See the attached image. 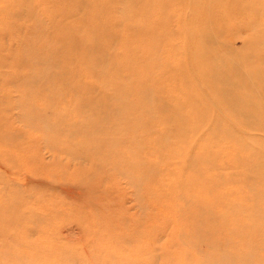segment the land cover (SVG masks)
Instances as JSON below:
<instances>
[{"label":"rangeland","instance_id":"rangeland-1","mask_svg":"<svg viewBox=\"0 0 264 264\" xmlns=\"http://www.w3.org/2000/svg\"><path fill=\"white\" fill-rule=\"evenodd\" d=\"M42 1L50 8L59 5L53 0ZM38 2L39 0L36 4ZM117 2L113 12L116 11L115 17L118 20H126L122 12H126L131 18L134 10L141 9L132 5L131 0ZM128 3L131 4L127 6ZM36 4L28 8L31 11L30 8L33 7L35 21L33 22L27 14L21 15L22 21L26 23L21 27L22 30L12 32L11 37L2 32L13 30L11 23L15 19L7 17L9 19L5 20L0 13V22L3 23H0V49H3L0 55L8 56L27 51L24 50L27 34L37 23L46 27L40 35L49 34L47 27H51L56 19L49 13L42 15L40 7ZM4 5L5 1L0 0V9ZM177 5L181 7L185 19L182 18L180 24L182 36L185 38L182 37L179 43L177 41L180 45L184 76H188L192 86L205 100L210 120L222 121L224 129H248L232 107L212 94L207 82L210 76L208 56L204 47L200 46L203 31L213 27L234 32L232 38L225 36L227 40L222 38V42H234L236 46H242L248 32L241 26L245 27L248 19L235 14L229 22H222L218 19V13L223 12V9L216 10L215 3L211 4L210 0H177ZM157 18L156 15L153 16V19ZM106 21L108 25L111 24V32L110 39L104 40V43L110 46L114 37L118 41V36L119 40H125L127 34L124 27H121L124 32L122 35L119 30H113L114 19L111 22L107 19ZM165 29L164 24L159 28L160 32ZM169 42L164 39L157 49L147 53V50L144 53L138 51V59L142 62H148L149 59L154 61L149 62V66L134 63L125 49L120 54L119 51L122 50H116L117 57L125 58L121 65L125 70L123 75H133L137 78L136 74L151 72L160 85L159 88L165 90L162 93L165 95V101L170 100L168 93L176 97L180 94L174 89L177 78L180 77L179 71L176 70L179 68L176 64L180 60L174 61L178 45L173 47L174 44ZM240 53L244 51L235 53L233 58ZM260 55L261 61L258 63L256 59L252 65L253 70L258 71L256 74L259 84L264 80V49H260ZM109 58H106V64L109 63ZM252 63H246V66ZM132 66L134 71L130 69ZM76 67L79 68V65L74 68ZM1 70L6 75L12 73L11 65H5ZM83 72L88 73L85 70ZM83 72L79 74L80 81L85 77L87 83H92ZM21 73H25L23 68ZM1 77L0 135L11 133L14 137L11 138L10 145L0 141V264H202L207 258L210 261L208 264H211L210 257L214 255L229 259L226 262L215 261L213 264H264V163L257 156L253 161V172L245 169L238 172L251 175L250 180L257 186L254 189L260 196L256 195L258 198L254 200L262 203L259 216L254 214L255 219H251L248 214L252 213V200L249 199L253 192L246 189L241 177L234 178V168L230 167L234 164L230 157L231 151L224 150L220 154L210 151L212 155L208 157V161L202 160V154H205L206 150L202 138L210 134L211 129L206 132L204 128L194 139L181 142L173 136L168 138L157 125H148L147 127L151 128L145 130L135 125L128 127L123 123L111 121L112 123H105V127H110L114 131L112 134L128 133L134 136L135 131H143L146 140L140 145L141 148L137 143L128 142L119 145L115 152L111 153L103 146L100 153L94 155L92 150L85 155V151L75 148L65 153L61 147L60 152L58 148H50L49 137L56 130L49 134L45 131L46 134H43L44 128L40 125L35 129L28 127L27 120L20 116L21 93L16 91L15 86L9 82L10 79ZM254 77L246 81L248 86L255 80ZM154 82L152 78H140L131 84L144 94V89H149L150 84ZM106 84L104 86L99 83L96 88H101V91L107 92L108 95H114L117 85L112 82ZM251 90L244 97L248 102L245 108L249 111L256 108V105H261L264 110V96L254 89ZM74 93L75 91H67L63 99L58 98L57 102L61 100L59 106L77 110L80 101L86 98L82 96L86 95L82 92L79 96H74ZM54 97H57V93ZM147 97L153 98L150 95ZM148 100L151 99L136 101L135 109L131 110L129 106H124L131 104V101L124 98L119 106L135 116L142 112L141 108L151 109L143 117V124L146 125L149 123L146 118L157 111ZM18 103L20 108L17 107ZM105 110H98L95 116L105 118V114L112 115L105 113ZM39 115L43 116V111H40ZM53 117L51 123L56 121V117ZM133 119L135 121V117ZM75 120L76 118H71L64 124H71ZM151 120L152 118L150 122ZM192 130L189 129L188 132ZM17 134L21 138L16 139ZM209 136L210 143L216 144L221 135L214 129ZM244 136L252 137L264 150L263 129L253 130L251 135L244 133ZM164 137L167 139L163 140ZM129 147L136 150L138 157L146 161L141 169L140 166L132 169L125 167V161L129 158ZM176 154L183 158L179 166H176L179 161L174 157ZM98 157L100 158L96 161ZM157 157L159 160H156ZM191 162H194L193 166ZM228 175L236 179V182ZM192 176L196 179H191ZM30 179L32 183L28 185ZM78 181L83 184L82 188L77 185ZM66 190H80L82 196L73 199L67 195ZM222 200L227 203L226 207L223 206ZM233 204L246 211H236V208L232 207ZM201 206L211 208L209 215L219 220L216 228L204 226L202 221L206 218L197 220L201 223V229L196 224L193 227L195 219L192 221V214L185 210L190 208V211L196 213ZM211 217L209 218L212 219ZM223 221H229L228 225H224ZM257 239L263 241L257 242Z\"/></svg>","mask_w":264,"mask_h":264},{"label":"bare ground","instance_id":"bare-ground-1","mask_svg":"<svg viewBox=\"0 0 264 264\" xmlns=\"http://www.w3.org/2000/svg\"><path fill=\"white\" fill-rule=\"evenodd\" d=\"M4 1L5 5L0 9L1 15L5 20L9 19L7 17L15 19L11 23L13 30H3L2 33L5 36L11 37L12 32L22 30L21 27L26 22L22 21L21 15L27 14L33 22L35 21L36 18L32 13L35 12L33 7L30 8L31 11L28 8L36 4L37 0ZM53 1L59 4L58 7L50 8L42 0H39L38 4H36L40 7L42 15H48L49 13L54 20L56 19V22L51 27H47L50 30L49 34L45 36L40 35L43 34V30L46 27L37 23L33 25L27 34V45L24 48L27 51L8 56L0 55V76L10 79L9 82L15 86L16 91L21 93V108L19 103L17 107L21 109L20 116L27 120V126L35 129L37 125H40L44 128L43 134H46V132L49 134L56 130L57 132L55 131L49 137L51 141L50 148H58L61 152V147H63L62 152L65 153L71 152L72 148L81 149L87 153L85 155H88L90 150H92V155L99 154L102 146L110 153L111 151L115 152L116 147L128 142L131 144L137 143L138 147H140L146 140L143 131H140V129L149 130L151 127H147L148 125L160 126L168 138L169 136H173L181 142L194 139V136L204 128L206 132L209 129L212 130L211 132L216 129L221 135L220 140L216 144H211L209 141L211 132L202 138V142L206 144L202 160L208 161V157L212 155L210 151L218 154L224 150L231 151L232 155L230 154V157L234 164L230 167L234 168V178L237 176L241 177L246 189L253 192V195L249 199V201L252 200V213L248 214V216L251 219H255L256 216L254 214L259 216L262 210V203L254 200V198L256 199L259 196L255 191L257 186L251 182V175L248 173L238 174V172L240 169L241 171L245 169L253 172L254 166L252 165L256 156L264 163V150L261 145L252 137L246 138L244 136V133L251 135L252 131L258 130V128L264 130V110L262 106L256 105V108L247 111L245 106L248 105V102L244 99L252 91L251 89L260 92L264 96V80L260 81L259 84L256 74L258 71H254L252 68L256 59L258 63L261 61L260 49H264V0H210L211 4L215 3L216 10L223 9V12L218 13V19L222 20V22L225 20L229 22V19L235 16V14L248 19L245 25L246 28L241 26L243 30H247L246 32H248V36L244 39L242 46H236L234 42H222V38L225 41L227 40L225 36H228V39L232 38L234 32L231 33L217 27L203 31L204 34H201L203 41L200 46L204 47L208 56V71L210 73L207 81L208 87L211 88L213 95L219 97L223 103L233 108L236 115L243 120L244 125L247 128L249 127L248 129L245 128L246 130H238V128L237 130L224 129L221 125L222 121L210 120V114L205 108V100L192 86L191 81L187 78L188 76H184L185 72L181 59L180 45L177 44V41L179 43V40L184 37L182 36L180 25L183 14L181 7L177 5V0H131L132 5H137V8L141 9H137L140 11L134 10V15L131 18H129V15H126V12H122L126 20H118L115 17L116 11L113 12V9L118 0ZM131 3H128L127 6ZM209 12L212 13L210 9ZM154 15L158 18L153 19ZM106 19L110 22L114 19L112 26L115 25V28L112 29L119 30L122 35L124 32L121 27H124L127 34L125 40H122V38L119 40L118 36V41L114 37V41L111 42L110 46L104 43V40L110 39L111 32V24L108 25ZM155 22L158 23L156 24ZM163 24L166 25V29L160 32L159 28ZM26 27L29 30L27 24ZM186 37H188L187 33ZM164 39H168L170 41L169 44H174L173 47L178 45L175 50L174 55L176 58H174V61L180 60L176 64L177 66L179 65V68H176V70L179 71L180 77L177 78L178 80L174 87L180 94L176 97L168 93L170 97L168 101H165V95L162 94L165 90L160 89V85L151 72H142L141 75L136 74L137 78H134L135 76L133 75H123L125 70L121 65L125 58L117 57L116 53V50L119 51V48L122 50L121 52L119 51V54L123 53L125 49L126 54L131 56L134 63L149 66L151 64L149 62L154 61L149 59L148 62H142L141 59H138V51L142 53L145 50H147L145 51L146 53L149 50L153 51L158 48L159 44L163 43ZM174 39L175 41H173ZM240 50L244 51V53H240L239 56L233 58L234 54ZM0 53H3V49H0ZM107 57H110L108 64H106ZM102 60L104 62H101ZM53 63L55 65L52 66ZM246 63H252L248 65L252 70L246 66ZM77 64L79 68H74ZM185 64H187V61ZM5 65H11V74L6 75L4 72H1L3 71L1 69ZM52 67H55V69ZM22 68L25 70V73H21ZM130 69L133 70V66ZM83 70L88 73H84ZM81 72L92 83H87L85 77L81 82L79 78ZM169 77L167 76V78ZM253 77L255 80L251 81L248 86V82L246 81ZM140 78H152L155 81L150 84L151 87L149 89H144V94L140 92V89L134 88L131 84ZM110 82L117 85L114 95H108L107 92L101 91V88H96L99 83L105 86L107 85L106 83ZM119 84L122 87H119ZM51 91L52 93H50ZM67 91H75L74 96H79L82 92L85 93L86 96L82 97L86 98L80 101L81 103H79L77 110L59 106L61 100L57 102V99H63V95ZM55 93H57V97H54ZM146 94L153 98L147 97ZM124 98L131 101V104L127 103V105H124L125 107L129 106L128 108L131 110L135 109L136 101H143L144 98H149L151 100H148V102L153 104L157 111L152 116L150 115L146 118L149 123L144 125V114L149 112V110L151 111V109L141 108L142 112L140 114L137 113L135 116L134 113L126 111V108L119 106L121 99ZM56 103H58L57 106L53 108ZM100 109H106L105 113L109 112V114L114 116L105 114V118L96 117L95 114ZM40 111H43V116L41 117L39 115ZM53 116L56 117V121L51 123ZM71 118H76V120L71 124H64ZM151 118L152 122H150ZM111 121L123 123L125 126L128 125V127L135 125L140 129L135 131L134 136L128 133L125 135L120 133L112 134L114 131L110 127H105V123H112ZM158 123H162V125ZM189 129L193 130L188 132ZM13 137L14 135L11 133H3L0 135V141L9 144ZM15 138L18 139L21 136L17 134ZM164 139L167 138L164 137ZM136 148L137 146H135ZM138 156L136 150L129 147V158L125 161V167L129 169L135 168V166H140V169L144 167L146 161ZM174 157L175 159H179L176 162V166H179L180 160L182 161L183 158L177 154ZM99 158L95 160L98 161ZM156 160H159V158L157 157ZM162 162L160 163L161 165ZM193 163L191 162V166H193ZM194 178V176L191 177V179ZM229 178H232L236 182V179L233 177L230 176ZM30 181L32 179L28 180V185L32 183ZM255 183L258 184L257 179H255ZM77 185L80 188L83 186L80 181H78ZM210 186H212V183ZM66 193L73 199H79L82 196L80 190H66ZM222 202L223 206L226 207L227 203L223 200ZM232 207L236 208V211L240 213L246 211L237 204H233ZM10 210L11 208H9ZM185 211L192 214V221L195 219V222L192 223L193 227L196 224L199 229H201L199 226L201 223H198L200 221L197 222L198 219L206 218V220L202 221V224L212 228H216V223L219 222L218 219H213L209 215V213L211 214L210 207L201 206L196 213L190 211V208ZM228 222L223 221V224L228 225ZM261 241L263 239H257V242ZM228 259V257L216 255L210 257V260H212L211 264L215 261L226 262ZM208 260V258L204 259L202 264H208L210 262ZM23 264L26 263L23 262Z\"/></svg>","mask_w":264,"mask_h":264}]
</instances>
